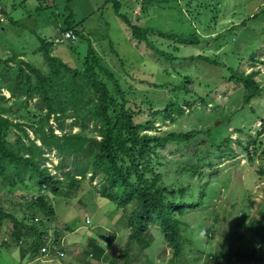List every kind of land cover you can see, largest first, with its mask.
<instances>
[{
	"label": "rangeland",
	"instance_id": "obj_1",
	"mask_svg": "<svg viewBox=\"0 0 264 264\" xmlns=\"http://www.w3.org/2000/svg\"><path fill=\"white\" fill-rule=\"evenodd\" d=\"M115 1L119 14L149 28L147 41L131 36ZM0 12V77L7 84L25 67L18 60L47 73L41 38L59 39L62 28L71 30L76 39L58 41L48 55L83 72L90 44L98 77L117 95L102 68L113 73L134 122L149 128H139L141 132H202L189 143L168 144L148 156L155 155L160 165L159 185L183 183L185 193L176 192L175 201L188 204L203 193L199 207L178 216L181 255L174 256L157 224L146 230L148 247L136 241L127 247L130 206L120 208L102 197L104 173L73 174L71 184L69 175H61L71 172L72 164L62 163L59 170L60 156L50 151L45 164L63 183L58 186L62 193H47L53 215L34 220L46 235V251L29 250V238L12 243L13 225L7 220L0 231V264H111L125 254L128 264H240L225 254L247 245V226L264 217V92L245 103L246 90L231 75L256 71L255 80L264 86V0H0ZM192 34L197 40L186 41ZM170 102L180 105L182 113L167 117L162 106ZM38 104L37 97L26 99L20 92L11 96L1 87L0 110L18 124L8 133L9 146L17 147V138L28 144L24 130L35 137L37 125L31 117L41 113ZM118 107L112 105L109 114L118 113ZM71 122L73 117L64 118L63 132H94L93 119H87L85 128ZM49 123L61 133L53 117ZM26 191L25 183L14 187L0 178V206L22 220L24 200L32 194ZM201 227L207 228L204 241L197 239ZM90 241L103 248L101 257L88 254ZM2 242H10L8 248Z\"/></svg>",
	"mask_w": 264,
	"mask_h": 264
},
{
	"label": "trees",
	"instance_id": "obj_2",
	"mask_svg": "<svg viewBox=\"0 0 264 264\" xmlns=\"http://www.w3.org/2000/svg\"><path fill=\"white\" fill-rule=\"evenodd\" d=\"M118 7L119 4L115 1L114 9L117 13ZM118 16L128 26L134 39L138 42L147 41L149 28L132 24L126 14L118 13ZM71 28V26L67 27V29ZM63 30L66 28H62L61 32ZM74 32L79 37H83L80 30L74 29ZM192 35L193 38L181 39L190 42L197 40L198 36ZM61 42H58L57 37L41 38L42 54L49 66L47 73H43L38 66L36 68L23 60H18L19 64L25 67H19L16 80L12 84H7L3 80L7 78L0 77V89L6 88L11 96H16L20 92L26 99L37 97L38 105L42 108L41 113L38 111L31 117V123L35 122L37 125L35 137L29 136L22 128L28 144L23 138H17V147L8 145V133L13 125L18 124H13L10 118L4 115L8 113L7 111L0 110V178L8 180L14 187L21 181L26 185V193H32L24 200L26 209L22 220L0 206V231L8 220L13 225L10 235L12 243L19 245L29 238L32 240L27 242L28 249L32 252L40 250L46 235L35 227L34 220H38L39 215H53V207L47 200V193H62L58 187L63 183L60 175L52 173L45 164L46 154L54 150L55 154L60 156L57 166L59 170L62 163L72 164L71 172H65L61 176L69 175L71 178L73 174L84 176L87 172H91L92 175V171L103 172L100 190L102 197L113 201L120 208H125L126 204L130 206L128 223L132 233L127 247L132 241L146 243L148 247L151 243L145 236L146 230L150 224H157L164 233L167 243L174 249V256L181 255L184 246L180 245L182 222L178 216L186 210L199 207V200L203 193L199 194L195 202L181 204L175 201L176 192L181 196L185 193L183 183L171 180L170 187L164 184L159 185L161 168L155 162L154 156L159 148L162 149L168 144L189 143L202 132H168L166 134L141 132L139 128L144 130L149 128L144 124L138 126L134 122L133 113L126 106L127 101L122 87L113 77V73L102 68L108 75V79L112 80L117 95L111 94L106 83L98 77L96 70L98 63L91 45H88L83 57L85 70L80 72L59 58L48 55L49 48ZM92 59L94 62L91 61ZM256 73V71L232 72L231 78L236 83H241L246 90L245 103H249L264 92V86H260L254 78ZM112 105L115 107L119 105L118 113L115 115L109 114ZM182 110L180 105L173 102L162 106V111L169 118L173 113H182ZM152 113L155 114V111ZM38 117L37 122L35 120ZM51 117L55 123H58L60 134H56L52 124L49 123ZM67 117H73L71 126L79 125L82 128L87 125V119H93L94 132L89 134L63 132L64 118ZM149 153L155 155L149 157ZM6 174L14 176L7 178ZM27 177L29 179H26ZM70 182L75 183L72 178ZM247 228L250 232L248 244L236 250H229L225 256L239 260L240 264L242 262L243 264H264V217L252 220ZM9 243L2 242L1 245L8 248ZM89 246L88 254L96 258L101 257L104 250L100 245L90 241ZM23 254L24 252H21V255ZM122 256L126 258L119 262L112 259L114 262L111 264H128V254ZM218 256L220 255L217 253L213 254V257Z\"/></svg>",
	"mask_w": 264,
	"mask_h": 264
},
{
	"label": "built area",
	"instance_id": "obj_3",
	"mask_svg": "<svg viewBox=\"0 0 264 264\" xmlns=\"http://www.w3.org/2000/svg\"><path fill=\"white\" fill-rule=\"evenodd\" d=\"M65 39L68 40H75L76 39V35H74V33L71 30H63L60 34V38L58 39V41H63ZM46 251V246H43L41 248V252H45ZM63 254L62 252H60V255Z\"/></svg>",
	"mask_w": 264,
	"mask_h": 264
},
{
	"label": "clouds",
	"instance_id": "obj_4",
	"mask_svg": "<svg viewBox=\"0 0 264 264\" xmlns=\"http://www.w3.org/2000/svg\"><path fill=\"white\" fill-rule=\"evenodd\" d=\"M206 238H207V228L205 227L199 228L197 233V239L204 241L206 240Z\"/></svg>",
	"mask_w": 264,
	"mask_h": 264
},
{
	"label": "bare ground",
	"instance_id": "obj_5",
	"mask_svg": "<svg viewBox=\"0 0 264 264\" xmlns=\"http://www.w3.org/2000/svg\"><path fill=\"white\" fill-rule=\"evenodd\" d=\"M42 247H43V244L41 245L40 250H41ZM40 250H39V252H40ZM40 253L43 254L42 252H40Z\"/></svg>",
	"mask_w": 264,
	"mask_h": 264
},
{
	"label": "crops",
	"instance_id": "obj_6",
	"mask_svg": "<svg viewBox=\"0 0 264 264\" xmlns=\"http://www.w3.org/2000/svg\"><path fill=\"white\" fill-rule=\"evenodd\" d=\"M2 9H3V6H2ZM2 9H1V10H2ZM0 14H1V12H0Z\"/></svg>",
	"mask_w": 264,
	"mask_h": 264
}]
</instances>
